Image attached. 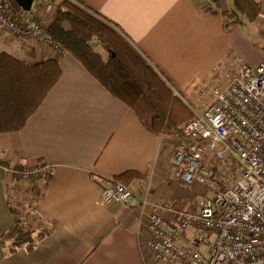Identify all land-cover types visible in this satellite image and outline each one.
Wrapping results in <instances>:
<instances>
[{
    "label": "crops",
    "instance_id": "0c3cea01",
    "mask_svg": "<svg viewBox=\"0 0 264 264\" xmlns=\"http://www.w3.org/2000/svg\"><path fill=\"white\" fill-rule=\"evenodd\" d=\"M79 1L116 22L187 98L197 100L200 89L215 81L216 64L245 60L256 66L264 59V0H257L261 10L254 21L223 13L235 9L234 0H223L220 12L208 8L206 0ZM58 5L35 0L32 10L49 28ZM1 52L35 63L55 59L62 74L22 129L0 133V163L54 167L41 181L34 249L22 246L7 253L2 235L7 241L18 219L0 164V264H153L146 244L152 206L168 213V207L194 210L202 201L176 204L184 184L166 154L174 131L154 132L60 45L0 31ZM124 172L138 173L121 180L147 196L143 213L139 206L101 203L106 180Z\"/></svg>",
    "mask_w": 264,
    "mask_h": 264
},
{
    "label": "built area",
    "instance_id": "2783aa9c",
    "mask_svg": "<svg viewBox=\"0 0 264 264\" xmlns=\"http://www.w3.org/2000/svg\"><path fill=\"white\" fill-rule=\"evenodd\" d=\"M206 4L213 12L221 11L213 0ZM226 20L233 22L231 17ZM48 29L32 9L0 0V31L59 46ZM212 72L215 81L200 89L197 100L174 89L194 116L173 132L171 161L184 186L206 185L215 194L194 210L168 207L166 213L160 205L152 206L146 244L153 264H264V59L256 66L245 60L218 63ZM3 167L17 223L30 232L43 195L41 181L49 179L54 167ZM115 202L139 206L142 213L148 205L147 196L109 178L101 203Z\"/></svg>",
    "mask_w": 264,
    "mask_h": 264
},
{
    "label": "trees",
    "instance_id": "16d2710c",
    "mask_svg": "<svg viewBox=\"0 0 264 264\" xmlns=\"http://www.w3.org/2000/svg\"><path fill=\"white\" fill-rule=\"evenodd\" d=\"M12 1L20 7L16 0ZM213 1L223 7V0ZM234 4L233 11L223 10V13L236 18L241 13L254 21L261 10L257 0H234ZM48 31L56 44L73 54L112 94L132 107L154 132L181 131L194 116L191 107L175 94L171 78L148 61L116 22L93 7L79 0H63ZM94 41L107 50L106 58L95 49ZM61 74L60 63L55 59L35 63L1 52L0 133L22 129ZM19 168L27 167L20 165ZM137 174L124 172L114 179L122 181L127 175ZM13 207L18 219V210ZM7 234V241L2 235V245L7 253L22 246L29 251L34 249L33 233L23 231L18 223Z\"/></svg>",
    "mask_w": 264,
    "mask_h": 264
},
{
    "label": "rangeland",
    "instance_id": "374dc122",
    "mask_svg": "<svg viewBox=\"0 0 264 264\" xmlns=\"http://www.w3.org/2000/svg\"><path fill=\"white\" fill-rule=\"evenodd\" d=\"M94 47L97 51H99L105 58L108 56V52L106 49L103 48L101 44H98L96 41H94ZM177 90V89H176ZM175 91V90H174ZM169 142V148L166 152L168 154V157H171L173 152V146L175 144V139L168 138ZM223 186V183H222ZM215 194V190L207 187L206 185L202 184H193L189 185L186 188L184 186L182 187V190L180 193H178L176 198V204H181L182 206H190L197 201L206 199L207 197H212ZM196 201V202H195ZM32 233V231H30ZM10 243V240L8 241V244Z\"/></svg>",
    "mask_w": 264,
    "mask_h": 264
},
{
    "label": "water",
    "instance_id": "95a60500",
    "mask_svg": "<svg viewBox=\"0 0 264 264\" xmlns=\"http://www.w3.org/2000/svg\"><path fill=\"white\" fill-rule=\"evenodd\" d=\"M35 0H16L18 5L25 10H31ZM177 95V93H175Z\"/></svg>",
    "mask_w": 264,
    "mask_h": 264
}]
</instances>
